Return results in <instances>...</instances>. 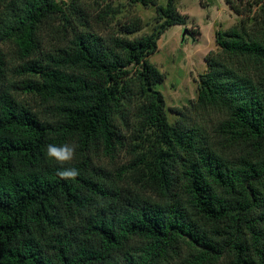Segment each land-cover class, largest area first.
Returning a JSON list of instances; mask_svg holds the SVG:
<instances>
[{
  "label": "trees",
  "instance_id": "16d2710c",
  "mask_svg": "<svg viewBox=\"0 0 264 264\" xmlns=\"http://www.w3.org/2000/svg\"><path fill=\"white\" fill-rule=\"evenodd\" d=\"M130 1L156 7V35L125 37L140 18L100 34L77 0H0V264H264V0H225L247 18L216 32L174 124L149 58L186 19L178 0ZM65 142L74 179L45 154Z\"/></svg>",
  "mask_w": 264,
  "mask_h": 264
},
{
  "label": "rangeland",
  "instance_id": "374dc122",
  "mask_svg": "<svg viewBox=\"0 0 264 264\" xmlns=\"http://www.w3.org/2000/svg\"><path fill=\"white\" fill-rule=\"evenodd\" d=\"M66 3L72 0H59ZM85 15L89 18L93 30L100 34L122 35L128 24L141 21V30L126 35L130 40L157 34L162 19H157L156 7L132 4L130 0H77ZM6 2V7H8ZM158 5L166 6L167 0H158ZM5 9V8H4ZM178 12L186 19V25L173 26L163 35L158 36L157 52L150 56L149 60L158 70L165 75L164 83L156 87L165 97L166 111L170 123L174 124L179 116L178 110L190 108L198 98V85L200 76L207 69L206 57L220 48L216 45L215 36L218 31H227L247 18V13L236 14L230 10L225 0H178ZM108 12L105 22H99V15ZM259 14V7H254L251 14ZM60 22L56 23V25ZM62 25V24H61ZM186 29L190 35H184ZM13 42L2 44L8 58V76L18 79L14 73V67L20 65V59L15 51ZM21 100L27 105L31 99L21 92L18 93ZM32 104V103H31ZM35 108L37 105H33ZM192 123H199L212 130L218 120L214 113L197 114L193 112ZM129 155L122 156L123 161Z\"/></svg>",
  "mask_w": 264,
  "mask_h": 264
},
{
  "label": "clouds",
  "instance_id": "9594fccd",
  "mask_svg": "<svg viewBox=\"0 0 264 264\" xmlns=\"http://www.w3.org/2000/svg\"><path fill=\"white\" fill-rule=\"evenodd\" d=\"M78 146L74 143H49L46 145V158L59 164L61 168L57 170L58 175L64 179H74L79 175L76 167H63L67 162L74 159Z\"/></svg>",
  "mask_w": 264,
  "mask_h": 264
},
{
  "label": "water",
  "instance_id": "95a60500",
  "mask_svg": "<svg viewBox=\"0 0 264 264\" xmlns=\"http://www.w3.org/2000/svg\"><path fill=\"white\" fill-rule=\"evenodd\" d=\"M187 34H188V35H190V34H189V32H188V30L186 29V31H185V34H184V35H187Z\"/></svg>",
  "mask_w": 264,
  "mask_h": 264
}]
</instances>
